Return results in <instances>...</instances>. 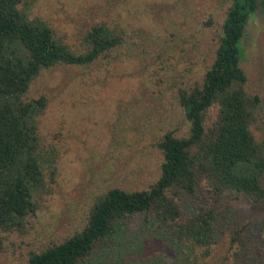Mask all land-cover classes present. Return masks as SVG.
<instances>
[{
	"label": "rangeland",
	"instance_id": "1",
	"mask_svg": "<svg viewBox=\"0 0 264 264\" xmlns=\"http://www.w3.org/2000/svg\"><path fill=\"white\" fill-rule=\"evenodd\" d=\"M233 0H25L23 8L41 17L72 50L86 48L85 37L98 24L121 33L124 42L90 65L60 64L43 69L27 99L45 95L39 117L44 155L55 152L57 177L46 178L37 210L22 231H0V264H27L39 252L81 231L98 195L113 187L148 189L161 175L163 155L156 146L172 130L187 136L190 123L178 90L201 82L214 60L227 10ZM241 66L246 88L262 99L258 127L264 139V10L249 22ZM218 106L207 115L210 123ZM206 188L198 198L181 194L185 215L209 204ZM222 230L200 264H222L231 255L236 232L254 247L243 264H264V200L227 199L220 206ZM147 224L144 214L123 220L116 242L98 250L92 264H181L199 249L178 247Z\"/></svg>",
	"mask_w": 264,
	"mask_h": 264
},
{
	"label": "trees",
	"instance_id": "2",
	"mask_svg": "<svg viewBox=\"0 0 264 264\" xmlns=\"http://www.w3.org/2000/svg\"><path fill=\"white\" fill-rule=\"evenodd\" d=\"M24 2L0 0V231H22L37 210L46 178L54 183L57 177L55 152L48 153L49 161L40 141L39 117L48 99L26 98L32 82L43 69L90 65L124 42L121 33L98 24L87 33L86 48L76 52L45 20L32 17ZM259 10H264V0H233L202 81L178 90L190 132L177 136L168 130L156 143L163 155L157 181L148 189L113 187L98 195L81 231L31 252L27 264H92L94 253L114 245L123 220L135 214H144L147 224L164 232L172 244L199 249L181 264H200L222 230L219 206L227 199L264 200V139L254 133L262 99L247 90L248 76L241 66L245 32ZM214 106L217 116L208 123ZM203 185L209 204L185 215L181 194L197 199ZM230 252L222 264L254 258V247L240 232L232 236Z\"/></svg>",
	"mask_w": 264,
	"mask_h": 264
}]
</instances>
